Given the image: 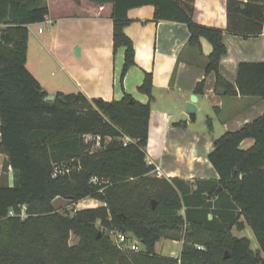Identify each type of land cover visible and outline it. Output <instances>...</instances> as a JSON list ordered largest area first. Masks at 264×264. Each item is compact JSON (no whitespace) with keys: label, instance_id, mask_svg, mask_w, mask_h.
Returning a JSON list of instances; mask_svg holds the SVG:
<instances>
[{"label":"trees","instance_id":"obj_1","mask_svg":"<svg viewBox=\"0 0 264 264\" xmlns=\"http://www.w3.org/2000/svg\"><path fill=\"white\" fill-rule=\"evenodd\" d=\"M91 1L112 4L114 52L125 48L122 83L136 65L135 44L125 30L129 11L153 5L156 21L188 26L190 48L203 53L202 37L211 43L206 74L216 73L218 92L264 98V62L239 65L238 90L221 75L220 62L228 52L224 30L195 20L197 0ZM227 10L231 33H264V0H228ZM48 14L46 0H0V154L6 155L0 264H264V113L214 138L209 160L219 179L207 195L201 190L210 181H198L192 192L191 183L158 176L147 160L152 72H145L139 86L149 97L146 103L128 92L111 101L82 92L45 99L48 92L26 62L28 26ZM205 85L204 78L196 94H203ZM208 125L212 130L210 117ZM247 139L254 143L244 148ZM9 168L12 184L7 183ZM59 197L94 198L104 205L68 214L56 206ZM211 197L216 199L208 201ZM98 223L137 239L141 249L121 248L105 230L98 237ZM234 226H249L258 249L249 237L235 236ZM162 238L182 240L181 255L157 253Z\"/></svg>","mask_w":264,"mask_h":264},{"label":"crops","instance_id":"obj_2","mask_svg":"<svg viewBox=\"0 0 264 264\" xmlns=\"http://www.w3.org/2000/svg\"><path fill=\"white\" fill-rule=\"evenodd\" d=\"M46 1L49 14L45 21L28 26L26 62L42 87L48 94L82 92L90 99L100 97L108 101L121 99L128 92L146 103L149 97L139 91V86L144 81L145 72H152L155 100L150 114L147 160L160 167L162 176L191 183L192 192L197 189L198 181H210L201 190L202 195H207L208 188L219 179L209 160L214 138L227 131L239 130L264 113V98L243 96L237 86L238 67L242 62H264V33L244 37L228 31V0L196 1L195 20L224 30L223 40L228 52L221 59L220 73L238 90L237 95H229L216 90L215 72L206 74L208 56L212 51L206 38L201 39L203 53H200L188 45L190 31L186 24L156 21L153 5L132 8L129 11L131 22L125 30L135 44L136 65L128 70L122 83L125 48L120 47L114 52L112 4L91 0ZM204 78V93L196 94L195 88ZM194 94L198 96V109L183 119L187 103ZM211 109L216 117L209 115ZM200 112H206L209 130L208 117L211 118V132L197 128ZM215 119L222 125L219 131ZM253 143L254 140L247 139L242 147L248 148ZM5 158V154H0V171ZM7 177V183L12 184L13 171L10 168ZM215 199L211 197L208 201ZM250 229L249 226L244 229L234 226L232 232L237 237H249L256 250L259 246L253 245L248 235ZM166 240L172 242L167 244ZM159 245L162 250L171 247L172 252L166 255L159 252ZM182 249V240L162 238L156 244V252L165 256L179 257Z\"/></svg>","mask_w":264,"mask_h":264},{"label":"rangeland","instance_id":"obj_3","mask_svg":"<svg viewBox=\"0 0 264 264\" xmlns=\"http://www.w3.org/2000/svg\"><path fill=\"white\" fill-rule=\"evenodd\" d=\"M3 27V26H2ZM209 115L210 116H214L216 117L215 115V112L213 111V109L210 110V112L208 111ZM182 118H183V115H182ZM196 126L197 128H204V130H209L207 129V123H206V112H200L198 114V119H197V123H196ZM215 126H217V130L219 131L220 129H222V125L221 123H218L215 119ZM211 132V130H209ZM91 139V137H88ZM4 171L1 170L0 171V179L4 176L3 175ZM98 200L94 199V198H85L83 200H80L78 202H74V201H71L69 199H64V198H57L55 200V204L56 206L58 207V209L64 213H68V214H73L75 211L77 210H81V209H86V208H94V207H98V206H102L103 204L97 202ZM98 205V206H97ZM101 224L98 223V226L101 228V231L100 233H102V230H105L106 232H108V234H110V236L112 237V239L116 242V236H117V232L115 230H109V229H106L104 227H101L100 226ZM248 235L252 238L253 240V245H257L258 242L256 240V237L253 233V231H249ZM77 240L75 239V237H73L72 239V243H74V241ZM167 244L172 242V241H168L166 240ZM259 246V245H258ZM158 251L159 252H162L163 254H169L172 252V248L171 247H166L164 250L161 249V245H159L158 247Z\"/></svg>","mask_w":264,"mask_h":264},{"label":"built area","instance_id":"obj_4","mask_svg":"<svg viewBox=\"0 0 264 264\" xmlns=\"http://www.w3.org/2000/svg\"><path fill=\"white\" fill-rule=\"evenodd\" d=\"M40 31L42 32L43 29H40ZM149 163H151V162H149ZM154 172L158 176H162L163 175L159 166H155ZM116 243L121 248H130L131 250H134V251H139L141 249V243L137 239L128 238L125 234L120 233V232H117ZM199 248H201V247L199 246Z\"/></svg>","mask_w":264,"mask_h":264},{"label":"water","instance_id":"obj_5","mask_svg":"<svg viewBox=\"0 0 264 264\" xmlns=\"http://www.w3.org/2000/svg\"><path fill=\"white\" fill-rule=\"evenodd\" d=\"M79 48L76 49V52L78 53ZM47 101H53L55 99L54 94H49L46 98ZM198 96L196 94L191 96L190 102L187 103L186 112L183 114V119H187L189 115L194 114L197 111V102ZM222 189V187L220 188ZM101 236V233L99 232L98 237Z\"/></svg>","mask_w":264,"mask_h":264}]
</instances>
